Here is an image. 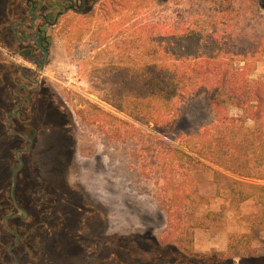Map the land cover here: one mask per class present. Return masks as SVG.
I'll use <instances>...</instances> for the list:
<instances>
[{
    "label": "rangeland",
    "instance_id": "374dc122",
    "mask_svg": "<svg viewBox=\"0 0 264 264\" xmlns=\"http://www.w3.org/2000/svg\"><path fill=\"white\" fill-rule=\"evenodd\" d=\"M214 1L158 0L138 12L117 7L111 16L112 21L124 22L121 31L127 30L124 33L128 34L129 28L141 21L170 22L182 16L206 20L213 14ZM258 1L237 0L234 10L242 25L264 20V11L255 6ZM105 2L91 0L83 12H67L47 33L49 57L41 72L36 116L38 142L32 157L39 158L40 175L49 193L57 198L52 206L57 221L41 235L42 262L63 257L67 260L63 264H258L264 259V206L250 200L235 203L216 180L224 175L256 185H264V181L234 177L196 157L186 165L176 157L171 161L167 158V145L179 147L184 137L193 136L218 120L219 113L206 96H193L181 104L165 136L143 117L126 116L107 103L115 86L104 64L112 55L95 47ZM6 4L7 0H0V20ZM3 26L2 21L0 61L7 63L0 71V110L7 98L2 76L15 74L17 65L26 66L5 48L7 43L13 44V37ZM237 29L229 27V32L237 33ZM124 33L115 31L111 36H125ZM257 77L264 74L253 78ZM225 113L242 116L234 107ZM252 125L251 121L245 122L248 128ZM68 134L74 142L70 161L66 153L70 149ZM4 137L0 118V264L12 263L6 250L13 240L1 224V206L9 188ZM30 166L32 170L31 163ZM182 180L183 189L190 191L191 196L177 209L170 202V187L166 184H179ZM28 187L22 207L32 220L35 207L31 182ZM82 202L94 211L83 221L76 213ZM10 226L18 233L24 228L17 220ZM76 232L84 235L87 246L64 242H70L67 237ZM18 250H14V255L21 262L24 255Z\"/></svg>",
    "mask_w": 264,
    "mask_h": 264
},
{
    "label": "trees",
    "instance_id": "16d2710c",
    "mask_svg": "<svg viewBox=\"0 0 264 264\" xmlns=\"http://www.w3.org/2000/svg\"><path fill=\"white\" fill-rule=\"evenodd\" d=\"M157 1L106 0L102 5L101 34L95 47L112 55L104 64L115 86L107 103L126 116L143 117L165 136L181 104L204 95L219 113L218 120L184 137L179 147L167 145L168 160L176 157L186 165L196 157L234 177L264 181V77H252L264 62V20L242 25L234 10L237 0H215L213 14L206 20L182 16L170 22L141 21L128 34L121 31L123 21H112L111 13L117 7L138 12ZM255 6L264 11L261 0ZM76 12L83 10L80 7ZM126 18L130 16L124 21ZM229 27L238 32H229ZM115 31L125 36L112 37ZM230 107L240 110L242 116H228L225 112ZM246 121L252 122L251 128L245 126ZM216 184L235 203L250 200L264 206V185L224 175L218 176ZM166 185L170 202L181 209L191 196L183 189L185 181ZM258 264H264V259Z\"/></svg>",
    "mask_w": 264,
    "mask_h": 264
},
{
    "label": "flooded vegetation",
    "instance_id": "af4514ba",
    "mask_svg": "<svg viewBox=\"0 0 264 264\" xmlns=\"http://www.w3.org/2000/svg\"><path fill=\"white\" fill-rule=\"evenodd\" d=\"M89 1L91 0H7L5 6L1 20L4 22L3 27L13 37L12 45L15 44L14 49H11L13 46L8 43L5 48L8 49L10 56L19 57L26 65L13 66L15 74L11 72L2 76L7 89V98L1 107L0 118L6 140L5 154L8 161L6 177L9 180H7L9 188L1 206L3 210L1 224L2 229L13 239L6 250V254L12 258V263L8 262V264H44L45 262L41 260V242L43 241L41 235L57 221V218H54L56 217L54 209H52L57 198L55 194L49 193L40 175L39 158L32 156L38 142L39 128L36 127L38 120L36 116L41 95V72L49 57L47 33L48 30L55 28L63 15L67 12L78 13L76 10L80 7L83 10L84 5ZM4 16L7 17L6 21ZM2 45L3 42L0 40V46ZM4 64L0 61V71H3ZM72 138L73 136L68 134L70 145L68 147L70 149L66 151L68 161L73 156ZM26 157L29 158L28 162L25 161ZM30 182L33 185L35 207L32 220L22 207L23 195L29 191ZM83 202L76 210L77 215L82 216V221L88 219V216L94 212L88 210ZM16 220L24 225L22 229H25V226L27 229H21L19 233L18 230L14 231L10 223ZM82 221L79 220L80 223ZM53 237L55 239L53 247L56 248L57 234L55 231ZM67 238L70 242H66L67 240L64 242L68 245L87 246V241L80 232ZM57 246L60 247L59 244ZM16 248H19L18 251L21 250L24 255L21 262L14 255ZM53 259L55 262L51 260L46 264L67 263L63 257Z\"/></svg>",
    "mask_w": 264,
    "mask_h": 264
},
{
    "label": "crops",
    "instance_id": "0c3cea01",
    "mask_svg": "<svg viewBox=\"0 0 264 264\" xmlns=\"http://www.w3.org/2000/svg\"><path fill=\"white\" fill-rule=\"evenodd\" d=\"M259 74H264V65H262V63H260L256 70L254 71V74L252 75V77H254L255 75H259Z\"/></svg>",
    "mask_w": 264,
    "mask_h": 264
}]
</instances>
